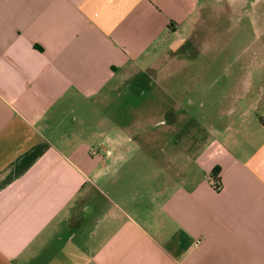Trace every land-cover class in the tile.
I'll return each mask as SVG.
<instances>
[{
  "label": "crops",
  "instance_id": "1",
  "mask_svg": "<svg viewBox=\"0 0 264 264\" xmlns=\"http://www.w3.org/2000/svg\"><path fill=\"white\" fill-rule=\"evenodd\" d=\"M248 1L0 0V264H264V0L182 166L127 187L129 137L95 120L165 35H240Z\"/></svg>",
  "mask_w": 264,
  "mask_h": 264
},
{
  "label": "rangeland",
  "instance_id": "2",
  "mask_svg": "<svg viewBox=\"0 0 264 264\" xmlns=\"http://www.w3.org/2000/svg\"><path fill=\"white\" fill-rule=\"evenodd\" d=\"M216 2H212L209 16L217 9ZM258 4L264 7V3ZM258 4L254 0L246 2L242 18L246 24L240 35L235 34L234 25L228 32L216 27L208 33L184 30L165 35L137 67L125 73V77L131 78L121 80L112 101L104 108L98 107V123L107 116L106 109H110L113 136L119 137V132L124 138L129 137L128 147H123L129 158L125 171L130 178L124 180L127 187L132 189L138 183L150 185L149 175L157 169L155 157L156 161L175 158L182 166L189 157L196 156L210 137L219 120L213 95L221 86L219 76L232 73L236 61L245 68L254 58L250 44L255 41L249 21ZM215 23L210 17L209 24ZM233 45L241 50L236 51ZM127 121L128 129L118 131V122L126 125ZM104 122L111 125L109 119ZM160 122L168 124L163 125L161 139L156 125Z\"/></svg>",
  "mask_w": 264,
  "mask_h": 264
},
{
  "label": "built area",
  "instance_id": "3",
  "mask_svg": "<svg viewBox=\"0 0 264 264\" xmlns=\"http://www.w3.org/2000/svg\"><path fill=\"white\" fill-rule=\"evenodd\" d=\"M213 185L217 191H220L222 189V185L218 180H213Z\"/></svg>",
  "mask_w": 264,
  "mask_h": 264
},
{
  "label": "trees",
  "instance_id": "4",
  "mask_svg": "<svg viewBox=\"0 0 264 264\" xmlns=\"http://www.w3.org/2000/svg\"><path fill=\"white\" fill-rule=\"evenodd\" d=\"M213 178H214V180H217V171H214Z\"/></svg>",
  "mask_w": 264,
  "mask_h": 264
}]
</instances>
